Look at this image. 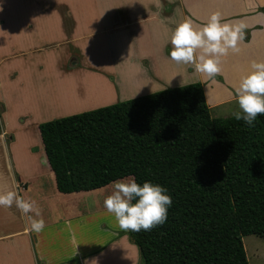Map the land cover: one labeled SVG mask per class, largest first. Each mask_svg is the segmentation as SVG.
I'll list each match as a JSON object with an SVG mask.
<instances>
[{
	"label": "crops",
	"instance_id": "crops-1",
	"mask_svg": "<svg viewBox=\"0 0 264 264\" xmlns=\"http://www.w3.org/2000/svg\"><path fill=\"white\" fill-rule=\"evenodd\" d=\"M212 13L249 34L209 77L168 53L178 23L200 27ZM0 32V194L16 191L39 210L0 206V264H141L104 207L114 181L60 192L41 135L40 153L30 145L28 160L19 156L11 116L29 118L40 134L42 122L195 82L212 116H231L233 86L264 60V0H0ZM29 216L43 220L40 232L28 230Z\"/></svg>",
	"mask_w": 264,
	"mask_h": 264
},
{
	"label": "trees",
	"instance_id": "trees-1",
	"mask_svg": "<svg viewBox=\"0 0 264 264\" xmlns=\"http://www.w3.org/2000/svg\"><path fill=\"white\" fill-rule=\"evenodd\" d=\"M249 31L243 29V37ZM62 193L133 176L167 189V218L127 231L142 264H249L264 238V115L214 117L195 82L39 124Z\"/></svg>",
	"mask_w": 264,
	"mask_h": 264
},
{
	"label": "clouds",
	"instance_id": "clouds-1",
	"mask_svg": "<svg viewBox=\"0 0 264 264\" xmlns=\"http://www.w3.org/2000/svg\"><path fill=\"white\" fill-rule=\"evenodd\" d=\"M245 27L243 22H221L218 13H212L206 23L196 28L191 20L184 19L172 31L168 55L176 63L194 64L196 72L211 77L219 72L221 57L229 50L239 51L237 41L243 38ZM233 94L239 107V111L232 113L236 120L251 126L258 115H264V60L250 63L249 70L233 86ZM13 202L21 213L35 212L39 216L34 202L22 199L16 191L0 194V206L10 207ZM171 202L162 185L147 180L137 183L129 176L113 182L103 203L120 230L139 232L163 224ZM28 220V230L38 233L44 228L42 219L29 216Z\"/></svg>",
	"mask_w": 264,
	"mask_h": 264
},
{
	"label": "rangeland",
	"instance_id": "rangeland-1",
	"mask_svg": "<svg viewBox=\"0 0 264 264\" xmlns=\"http://www.w3.org/2000/svg\"><path fill=\"white\" fill-rule=\"evenodd\" d=\"M65 15H67V13ZM61 54L62 53L58 52V55H61ZM8 88L10 89L11 87H8ZM48 90L49 88L47 89V91ZM88 90L89 89L86 87L85 89H83V93H86ZM63 100L66 101V99H63ZM64 103H67V102H64ZM1 113L2 112H0V125L2 123V118L4 117V115ZM213 115H217V114L213 112ZM11 121H12L13 127L17 129V132L15 133V136L17 139L16 150L19 156L23 160H28V157H27L28 149L27 148L30 145H37L35 152L40 153L41 148H40V142L38 140V138L40 139V134L38 133L36 128L31 125L30 119L29 118L25 119L24 117L20 118L16 115H12ZM38 160L42 161L43 164H46L43 156L38 158ZM243 242H244V247L246 250L249 264H264V238L259 235L252 234V235H247L243 237Z\"/></svg>",
	"mask_w": 264,
	"mask_h": 264
}]
</instances>
